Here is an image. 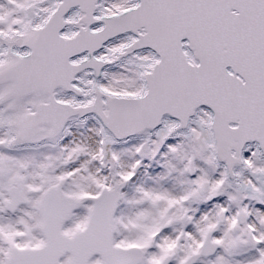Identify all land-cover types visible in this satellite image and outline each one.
<instances>
[{
  "label": "snow or ice",
  "instance_id": "obj_1",
  "mask_svg": "<svg viewBox=\"0 0 264 264\" xmlns=\"http://www.w3.org/2000/svg\"><path fill=\"white\" fill-rule=\"evenodd\" d=\"M0 264H264V0H0Z\"/></svg>",
  "mask_w": 264,
  "mask_h": 264
}]
</instances>
